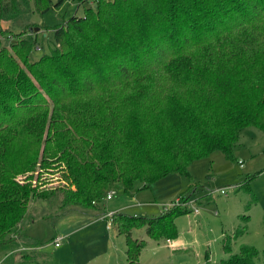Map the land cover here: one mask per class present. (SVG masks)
Returning <instances> with one entry per match:
<instances>
[{"label": "trees", "instance_id": "1", "mask_svg": "<svg viewBox=\"0 0 264 264\" xmlns=\"http://www.w3.org/2000/svg\"><path fill=\"white\" fill-rule=\"evenodd\" d=\"M66 1L0 0V36L18 37L0 48V249L25 242L24 262L44 257L25 233L41 202L107 219L137 264L146 240L177 238L188 199L151 218L110 215L104 200L190 177L216 151L234 161L242 130L264 131V0H71L83 13L53 26L58 47L30 61L29 15ZM248 179L238 190L251 192ZM218 264H264V249Z\"/></svg>", "mask_w": 264, "mask_h": 264}, {"label": "rangeland", "instance_id": "2", "mask_svg": "<svg viewBox=\"0 0 264 264\" xmlns=\"http://www.w3.org/2000/svg\"><path fill=\"white\" fill-rule=\"evenodd\" d=\"M75 13L81 15L83 8L76 10V2L67 0L44 15L35 12L29 15L28 26L34 28L33 31L38 29V32L34 31L37 44L30 61L58 47L52 44L51 28ZM2 26L15 34L23 33L20 38L32 36V33L25 34L27 30L19 32L17 25L13 27L4 22ZM11 41H18V37L12 33L0 36V48H9ZM239 144L234 161L226 160L216 151L193 162L190 177L171 175L133 198H114L115 191L107 194L111 198L106 197L104 206L109 211L119 208L129 216L149 218L159 215L180 199H188L187 213L175 219L177 238L170 245L164 239L157 243L146 240L147 246L141 251L137 264H218L237 253L241 246L264 249V131L242 130ZM246 177L252 178L247 182L250 193L238 190ZM33 210L36 221L25 233L29 239L43 245L41 253L44 257L24 262L21 252L29 249L24 248L25 242H20L21 246L17 248L0 249V264H127L124 236L116 234L113 228L108 230L107 219H89L76 211L59 213L55 209L49 210L41 202L34 203ZM242 215L249 216L246 224L240 219ZM83 218L89 220L86 226L80 225ZM244 225L245 230L242 229ZM235 230H238L236 238L226 252L222 240L226 235L232 236ZM134 232V236L146 239L143 228ZM57 235L63 236L59 247L54 246Z\"/></svg>", "mask_w": 264, "mask_h": 264}, {"label": "crops", "instance_id": "3", "mask_svg": "<svg viewBox=\"0 0 264 264\" xmlns=\"http://www.w3.org/2000/svg\"><path fill=\"white\" fill-rule=\"evenodd\" d=\"M171 175H176V174H170V175L164 177L162 180L167 179V177H171ZM160 181H161V180H160ZM114 208H116V207H114ZM106 210H107V212L110 213V214H113V213L118 212V211H119V212H123V211H121L119 208H117L114 212H113V211H109L108 209H106ZM80 215L83 216V217L89 218V219H93V218H94L93 216H88V215H84V214H81V213H80ZM86 218H83V220H81V222H80V225H81V226H86V225L89 223V220L86 219ZM86 220H87V221H86ZM81 226H80V227H81ZM115 233H116V232H115ZM58 236H59V235H57L56 237H58ZM56 237H55V238H56ZM60 237L63 238L62 235H60ZM59 246H60V245H59ZM59 246H58V247H59Z\"/></svg>", "mask_w": 264, "mask_h": 264}, {"label": "built area", "instance_id": "4", "mask_svg": "<svg viewBox=\"0 0 264 264\" xmlns=\"http://www.w3.org/2000/svg\"><path fill=\"white\" fill-rule=\"evenodd\" d=\"M111 198V195H108L107 196V199H110ZM111 215V214H110ZM111 226V224L110 223H108V227H110ZM63 240V238H61V237H56L55 239H54V246L55 247H58L59 245H60V242Z\"/></svg>", "mask_w": 264, "mask_h": 264}, {"label": "water", "instance_id": "5", "mask_svg": "<svg viewBox=\"0 0 264 264\" xmlns=\"http://www.w3.org/2000/svg\"><path fill=\"white\" fill-rule=\"evenodd\" d=\"M35 32H38V29L37 30H34Z\"/></svg>", "mask_w": 264, "mask_h": 264}]
</instances>
